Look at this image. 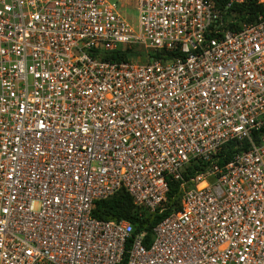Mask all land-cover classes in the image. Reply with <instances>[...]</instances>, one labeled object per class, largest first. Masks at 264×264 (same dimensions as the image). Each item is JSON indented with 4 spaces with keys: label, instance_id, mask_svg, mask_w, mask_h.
<instances>
[{
    "label": "built area",
    "instance_id": "2783aa9c",
    "mask_svg": "<svg viewBox=\"0 0 264 264\" xmlns=\"http://www.w3.org/2000/svg\"><path fill=\"white\" fill-rule=\"evenodd\" d=\"M124 1L0 0V264H264V16ZM169 179L147 243L91 214L118 189L160 212Z\"/></svg>",
    "mask_w": 264,
    "mask_h": 264
},
{
    "label": "trees",
    "instance_id": "16d2710c",
    "mask_svg": "<svg viewBox=\"0 0 264 264\" xmlns=\"http://www.w3.org/2000/svg\"><path fill=\"white\" fill-rule=\"evenodd\" d=\"M227 0H213L214 4L223 11V21L226 27L236 29L242 22H252L258 15L264 16V1L241 0L234 1L225 6ZM139 54L142 58V50L135 47H126L123 50L113 49L104 51L101 55L104 58L116 59L125 58L131 55ZM233 140L226 141L219 153V162H223L231 151H235ZM196 164L190 163L185 168L186 174L192 173ZM167 205L160 212L147 211L144 207L138 206L132 202L131 196L123 189H118L107 197L95 200L91 209V214L96 218H123L130 221L133 225V232H142L143 243H147L151 238V228L154 223L164 216L171 206H177L178 189L177 180H167Z\"/></svg>",
    "mask_w": 264,
    "mask_h": 264
},
{
    "label": "rangeland",
    "instance_id": "374dc122",
    "mask_svg": "<svg viewBox=\"0 0 264 264\" xmlns=\"http://www.w3.org/2000/svg\"><path fill=\"white\" fill-rule=\"evenodd\" d=\"M120 8L128 21H130L132 24H135L136 9L134 6V0H125Z\"/></svg>",
    "mask_w": 264,
    "mask_h": 264
}]
</instances>
